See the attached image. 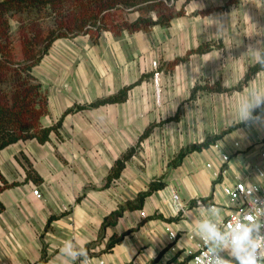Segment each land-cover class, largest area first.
<instances>
[{"label":"crops","instance_id":"obj_1","mask_svg":"<svg viewBox=\"0 0 264 264\" xmlns=\"http://www.w3.org/2000/svg\"><path fill=\"white\" fill-rule=\"evenodd\" d=\"M163 7L167 24L57 36L33 66L48 96L41 123L57 127L46 141L0 149V264H64L66 240L82 244L93 264H175L192 242L185 237L169 250V231L225 216L230 181L261 180L264 131L251 127L238 138L245 126L233 119L242 97L264 90V69L247 51L264 41V0H164ZM141 15L151 21L160 12H124L130 23ZM124 88L123 100L95 104Z\"/></svg>","mask_w":264,"mask_h":264},{"label":"trees","instance_id":"obj_2","mask_svg":"<svg viewBox=\"0 0 264 264\" xmlns=\"http://www.w3.org/2000/svg\"><path fill=\"white\" fill-rule=\"evenodd\" d=\"M29 1L35 3H56L62 4L66 0H0V15L13 9H20L26 6ZM76 3V10L73 13L72 32H89L98 34L102 28L117 29L128 27L131 29L139 28L141 24L155 22L167 24L170 15L162 12L164 0H73ZM134 7L139 10L158 9L160 12L157 20H149L147 17L140 16L135 23H130L124 17V12L128 8ZM57 7H54L56 10ZM103 13V17L100 14ZM102 19H101V18ZM98 21L99 24L94 26ZM32 23L30 24V26ZM26 29V28H25ZM31 30V28L29 29ZM28 30V31H29ZM8 36L6 31H0V38ZM29 34L20 32L21 52L25 57L23 61H15L13 55L16 54L15 47L6 48L0 45V149L9 143L20 139L36 137L40 141H46L49 138L51 130L56 126H44L41 123V116L48 110V96L42 82L33 74L32 68L39 60L41 54L29 57L30 53L28 44L22 42ZM35 35V34H34ZM62 34L58 35L61 36ZM57 37V36H56ZM55 38V37H54ZM53 39V38H52ZM48 46V45H47ZM46 46V47H47ZM11 55H9V54ZM129 88V87H128ZM128 88H124L118 94L97 101L95 104L114 102L123 100L126 97ZM71 108L70 110H72ZM210 141H204L200 144H194L191 149H202L207 147ZM185 151L181 153V156ZM130 152L118 159L112 169L110 176H118L125 160L129 157ZM165 182L152 183L145 194H149L156 188L164 186ZM212 196L204 197L203 202L208 205Z\"/></svg>","mask_w":264,"mask_h":264},{"label":"clouds","instance_id":"obj_3","mask_svg":"<svg viewBox=\"0 0 264 264\" xmlns=\"http://www.w3.org/2000/svg\"><path fill=\"white\" fill-rule=\"evenodd\" d=\"M216 24L219 34L225 26L219 19ZM247 51L255 63L264 69V41L249 44ZM236 123L245 126L238 128L235 133L241 139L246 138V129L251 127L264 131V90L253 89L246 97L241 98L233 119V124ZM260 175L264 177V173ZM256 191L255 185L248 184L243 192L246 196L253 197ZM253 204V212L259 219L257 215L249 214L244 220H237L229 225L227 231L219 230L208 220L196 221L198 234L208 245L205 254L195 258L197 264H264V198L254 196ZM200 207L204 208L202 202ZM211 210L216 215L220 213L219 208L213 207ZM59 253L64 258V264H93L86 249L74 240H66ZM222 253H227V257Z\"/></svg>","mask_w":264,"mask_h":264},{"label":"rangeland","instance_id":"obj_4","mask_svg":"<svg viewBox=\"0 0 264 264\" xmlns=\"http://www.w3.org/2000/svg\"><path fill=\"white\" fill-rule=\"evenodd\" d=\"M54 7H57V9L54 10ZM75 10L76 3L73 0H66L62 4L56 3V6L46 2L35 3L29 1L23 8L9 10L6 12L7 15L0 17V31L4 30L8 34V36L4 34L0 38V45L3 44L8 49L15 47L17 52L12 56L13 59L19 62L23 61L25 57L21 52L22 45L20 40V32L23 28L25 34L29 32L26 38L22 40L24 45L26 43L29 46L26 47V49L30 50L27 55L30 57L32 54V56L36 57L37 54H41L45 50L52 38L60 34H74L71 30V23ZM100 16L103 17V13ZM14 19L18 20L16 26H12L10 23ZM99 22L94 26L99 24ZM31 23L32 25L30 26ZM30 28L31 30H29Z\"/></svg>","mask_w":264,"mask_h":264},{"label":"built area","instance_id":"obj_5","mask_svg":"<svg viewBox=\"0 0 264 264\" xmlns=\"http://www.w3.org/2000/svg\"><path fill=\"white\" fill-rule=\"evenodd\" d=\"M154 65L155 66L158 65L157 60L154 61ZM157 82H158V72L155 73V83ZM261 154L264 157V149L262 150ZM222 158L224 159V162H228L231 156L225 152L222 154ZM255 172L261 178V180H259L258 182H253V181L250 182L246 179H240V180L230 181L229 183L223 186V191L225 195L229 198V200L233 204V206L225 216L221 218L206 217L202 220H208L214 223L219 230L227 231L229 225L234 224L237 220H244V218L249 214L257 215L255 212H253V208L255 207V205L253 204V199L254 196L264 198V177L260 175L261 173H264V163L258 165L256 167ZM248 184L255 185L257 188V191L253 194V197L246 196L245 192H243ZM33 193L38 197L42 196V193L37 185L34 186ZM173 199L177 203L178 211H184L185 206L180 201V196L177 191H173ZM201 202L202 201H198V204H200ZM145 214H146L145 211H142V215ZM257 219H259L258 215H257ZM185 237H187L192 242V244L188 246H184V252L186 253V256L184 258H180L178 262L175 264H197L195 258L198 255L205 254L208 245L199 236L198 231L196 229V225L191 230L182 229L180 231H174V230L169 231L170 241H169L168 249L177 252L178 241ZM222 254L227 257V253H222ZM162 264H174V263L164 262Z\"/></svg>","mask_w":264,"mask_h":264}]
</instances>
